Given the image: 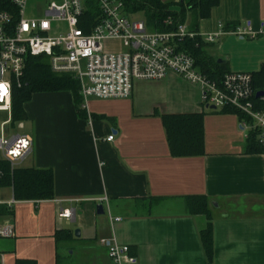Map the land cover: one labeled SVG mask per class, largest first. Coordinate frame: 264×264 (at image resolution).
Segmentation results:
<instances>
[{"label":"crops","instance_id":"0c3cea01","mask_svg":"<svg viewBox=\"0 0 264 264\" xmlns=\"http://www.w3.org/2000/svg\"><path fill=\"white\" fill-rule=\"evenodd\" d=\"M211 11L196 32L204 37L224 25L226 34L206 46L207 55L224 72H260L264 38L233 33L264 27V0H220ZM194 20L188 12L189 30ZM133 86L124 100L82 98L86 118L70 91L37 93L25 105L19 134L31 138L32 150L14 168L51 170L55 197L17 201L12 187L1 186L2 201L15 203L0 207V221L15 235L0 238V264H111L99 244L111 237L130 247L135 264H208L200 241L208 219L187 210L186 199L200 196L210 201L213 264H264V153L247 152L238 115L205 108L201 87L174 73ZM197 114H204V154L172 157L162 117ZM63 210L72 219L59 218ZM61 230L72 238L57 241Z\"/></svg>","mask_w":264,"mask_h":264},{"label":"built area","instance_id":"2783aa9c","mask_svg":"<svg viewBox=\"0 0 264 264\" xmlns=\"http://www.w3.org/2000/svg\"><path fill=\"white\" fill-rule=\"evenodd\" d=\"M92 10L93 23L84 15ZM170 22L167 19L165 24ZM225 34L224 25L204 37L185 24L166 33L150 31L145 21L133 20L125 12L120 0H0V115L7 119L0 122V189L2 165L14 168L32 150L31 138L14 132L23 129V122H13L12 96L14 88L22 85L28 59L36 56L48 58L52 72L72 74L84 101L124 100L132 95L134 82L159 81L174 73L201 87L205 108L230 109L244 116L239 126L248 133L256 130L264 147V108L254 103L257 92L252 75L228 72L219 80L209 79L193 55L179 50L185 39L199 37L207 46ZM233 34L250 40L264 38V27L258 32L250 27L238 29ZM259 99L264 101V96ZM113 138L111 134L106 141ZM14 203H5L0 196V207L12 208ZM58 217L69 221L72 212L63 210ZM109 217L111 223L123 221ZM14 235L13 225L0 221V238ZM99 244L108 248L111 264L137 261L130 247L120 245L115 237L100 239Z\"/></svg>","mask_w":264,"mask_h":264},{"label":"trees","instance_id":"16d2710c","mask_svg":"<svg viewBox=\"0 0 264 264\" xmlns=\"http://www.w3.org/2000/svg\"><path fill=\"white\" fill-rule=\"evenodd\" d=\"M124 4L125 12L131 16L136 13L144 15V21L150 31L166 33L175 31L178 26L185 24L188 12L195 13V20L191 24L190 31L198 30V23L202 19L209 18L211 10L218 6L220 0H184L179 11L171 10V2L168 0H120ZM94 8V7H93ZM95 12H86L85 18L92 23L95 22ZM170 19V24L165 21ZM199 45V46H197ZM188 51L196 59V65L201 72L209 79L219 80L225 73L215 60L207 55L206 44L197 37L194 40L185 39L181 43L179 50ZM253 88L255 92L264 93V66L260 72L252 75ZM70 91L74 101L81 108L80 116L86 118L85 110L82 108L83 100L81 87L78 80L72 74H56L50 68L49 59L45 56L29 58L22 85L14 88L12 96V118L14 123L26 120L25 105L37 93H52ZM254 103L258 107L264 108V101L254 98ZM223 113H234L230 109ZM244 119V116H239ZM204 114L183 115V116H164L162 117L163 126L166 129L167 142L169 143L172 157H198L204 154V138L202 121ZM248 153H264V147L259 143L257 131H250L247 136ZM3 178L1 186H10L17 201H50L55 197L54 175L51 170L12 168L9 163L2 165ZM187 200V210L190 215H205L208 219L206 227L201 230L200 241L203 244L205 256L208 264L214 262V243L212 214L210 201L205 196L189 197ZM151 201V200H150ZM156 201V200H153ZM146 204V203H145ZM150 209L151 204H146ZM72 238V234L66 231H57V241H65ZM17 264H36L33 261H17Z\"/></svg>","mask_w":264,"mask_h":264},{"label":"rangeland","instance_id":"374dc122","mask_svg":"<svg viewBox=\"0 0 264 264\" xmlns=\"http://www.w3.org/2000/svg\"><path fill=\"white\" fill-rule=\"evenodd\" d=\"M32 4L33 3H31V7H32ZM179 6L177 7V6H174V5H171V10L172 11H179ZM131 18L133 19V20H141V21H144V15L142 14V13H136V15H133V16H131ZM154 32H157V31H154ZM116 49V48H115ZM7 119H6V117L4 116V115H0V122H4V121H6ZM17 126V125H16ZM14 132H16V133H21L22 134V132L23 131H20V130H14Z\"/></svg>","mask_w":264,"mask_h":264},{"label":"water","instance_id":"95a60500","mask_svg":"<svg viewBox=\"0 0 264 264\" xmlns=\"http://www.w3.org/2000/svg\"><path fill=\"white\" fill-rule=\"evenodd\" d=\"M264 96V93L263 92H257L256 93V96L255 97H257V98H261V97H263ZM215 110V107H213V106H211V108H210V110ZM97 215L99 216V215H104V211H103V206L102 205H98V207H97ZM75 232V236L77 237V238H79L80 237V232H79V230L77 229V230H75L74 231Z\"/></svg>","mask_w":264,"mask_h":264}]
</instances>
